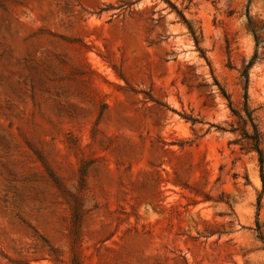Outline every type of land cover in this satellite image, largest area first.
Returning a JSON list of instances; mask_svg holds the SVG:
<instances>
[{"label":"rangeland","instance_id":"1","mask_svg":"<svg viewBox=\"0 0 264 264\" xmlns=\"http://www.w3.org/2000/svg\"><path fill=\"white\" fill-rule=\"evenodd\" d=\"M237 115L264 159V0H0V264H264Z\"/></svg>","mask_w":264,"mask_h":264},{"label":"trees","instance_id":"2","mask_svg":"<svg viewBox=\"0 0 264 264\" xmlns=\"http://www.w3.org/2000/svg\"><path fill=\"white\" fill-rule=\"evenodd\" d=\"M180 15V17L183 19L184 22L185 19L182 17V15L180 13H178ZM248 25L250 27V31L252 32V36L254 38V41H255V44H257V36L255 35L254 33V29L251 27L253 26L252 25V21L248 19ZM188 28L190 29L189 25H188ZM190 32L193 36V39H194V42L195 44H197V40L195 39L194 35H193V32L191 31L190 29ZM198 48V47H197ZM198 50L201 52V49L198 48ZM252 63V60H249L245 66L244 69H246L247 67H249V65ZM216 82V81H215ZM220 92L223 96L226 97L224 91L222 89H220ZM228 106L230 107L231 111L232 112H235L234 109L231 108L230 106V101L228 100ZM238 118H239V121L241 122V125L239 126V129H240V138L242 140H244L247 144V148L253 150L256 152L257 156H258V163H259V170H260V177H261V180L263 181L262 179V164H263V154H262V150L261 148L259 147V143H260V133L259 131L256 129L255 125L251 122V132H247V130L245 129V123H246V120L243 119L240 115H237ZM246 116L247 118L249 119V112L246 111ZM183 118L186 119V120H189L191 123H194L196 122V119L193 118V117H190V116H187V115H183ZM250 120V119H249ZM88 163L90 162H85V163H82L78 170H77V173H78V177H77V193L75 194H70L71 196V204H70V209H71V217H72V223L73 225H78L79 223V215H80V211H81V202H80V197L78 196V191L83 187L84 185V181H85V175H86V167L88 165ZM52 176V175H50ZM52 180H54L56 186L60 189V183L54 179V177H51ZM208 197L205 195L204 196V199H207ZM76 237L77 235H70V250H71V264H80L79 262V257L77 255V253L75 252V245H76Z\"/></svg>","mask_w":264,"mask_h":264}]
</instances>
